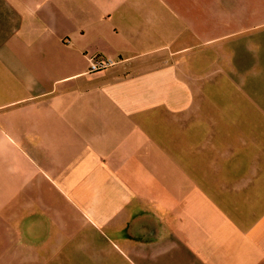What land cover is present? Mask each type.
<instances>
[{
  "label": "crops",
  "instance_id": "1",
  "mask_svg": "<svg viewBox=\"0 0 264 264\" xmlns=\"http://www.w3.org/2000/svg\"><path fill=\"white\" fill-rule=\"evenodd\" d=\"M0 264H264V0H0Z\"/></svg>",
  "mask_w": 264,
  "mask_h": 264
},
{
  "label": "rangeland",
  "instance_id": "2",
  "mask_svg": "<svg viewBox=\"0 0 264 264\" xmlns=\"http://www.w3.org/2000/svg\"><path fill=\"white\" fill-rule=\"evenodd\" d=\"M189 166V165H188ZM149 168H154L155 171H158V170H164V168L161 166H156V165H152L150 166ZM187 169H190V167H188ZM133 181H138L140 185H144V186H152V187H156V188H159V187H162L164 186L163 185V178L160 177V176H156V177H140L138 179H132ZM95 234L96 233H100L98 230L96 232H94ZM106 234H108L109 236H112L111 232L109 231H106ZM103 235V234H101Z\"/></svg>",
  "mask_w": 264,
  "mask_h": 264
},
{
  "label": "built area",
  "instance_id": "3",
  "mask_svg": "<svg viewBox=\"0 0 264 264\" xmlns=\"http://www.w3.org/2000/svg\"><path fill=\"white\" fill-rule=\"evenodd\" d=\"M115 64L113 59L93 57L90 59L89 71L96 72L107 69Z\"/></svg>",
  "mask_w": 264,
  "mask_h": 264
}]
</instances>
